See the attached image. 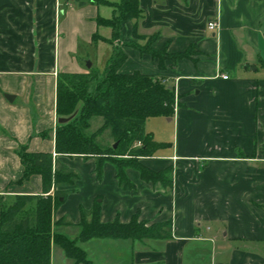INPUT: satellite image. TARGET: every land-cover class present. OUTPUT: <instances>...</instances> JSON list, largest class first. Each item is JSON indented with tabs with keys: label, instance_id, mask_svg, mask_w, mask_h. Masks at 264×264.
I'll return each mask as SVG.
<instances>
[{
	"label": "crops",
	"instance_id": "obj_1",
	"mask_svg": "<svg viewBox=\"0 0 264 264\" xmlns=\"http://www.w3.org/2000/svg\"><path fill=\"white\" fill-rule=\"evenodd\" d=\"M106 1L0 0L1 197L42 194L40 176L23 180L20 152L56 156L59 76L88 74L89 60L102 72L112 58L116 45L94 41L112 39L97 20L117 16L121 0ZM139 7L141 18L123 25L122 44L136 40V27L138 36L156 37L155 51L197 53L161 71L151 57L123 48L122 74L161 78L185 106L171 119L154 118L166 122L170 149L144 162L156 172L172 166L173 189L130 170L135 189L125 192L111 164L99 181L94 160L59 157L80 179L56 215L73 226L54 233L76 228L77 239L81 210L99 204L102 223L128 224L139 214L150 224L171 221L173 238L81 244L93 264H264V0H139Z\"/></svg>",
	"mask_w": 264,
	"mask_h": 264
},
{
	"label": "trees",
	"instance_id": "obj_2",
	"mask_svg": "<svg viewBox=\"0 0 264 264\" xmlns=\"http://www.w3.org/2000/svg\"><path fill=\"white\" fill-rule=\"evenodd\" d=\"M96 5L109 6L106 0H91ZM118 15L111 20L99 18V26L112 30L111 41L99 36L94 41L116 45L114 54L104 71L90 69L88 74H62L58 79L57 116L70 119L60 124L55 132V154L31 153L23 148L20 160L24 167L23 180L38 175L42 178L43 192L40 195H21L14 199L0 196V264H52L53 246L59 247L68 260L74 264H93L87 253L80 247L95 239L100 240H170L173 238L171 221L150 224L135 214L128 224L119 219L110 223L100 220L101 206L95 204L90 211L81 210L80 235L69 240L55 234L54 228L73 226L68 218L56 219L59 207L74 193L78 173L58 159L79 158L96 162V175L103 178L104 166L111 164L117 173L120 188L131 192L135 185L127 176L132 170L147 184H160L166 191H172L174 168L153 171L142 160H148L168 145L158 143L153 135L146 133V123L154 118L171 119L180 103L175 89L165 85L161 78L140 72L125 75L121 69L128 57L117 46L121 44V32L126 22L139 20L142 11L139 0H121L116 5ZM138 39L137 29L133 31ZM156 42L153 38L151 44ZM141 55L155 60L159 70L167 64L192 59L197 53L194 47L184 53L169 54L168 46L161 51L151 47L142 48L135 44H124ZM103 119V125L94 134H88L91 122ZM110 130L114 145L101 148L97 139Z\"/></svg>",
	"mask_w": 264,
	"mask_h": 264
},
{
	"label": "rangeland",
	"instance_id": "obj_3",
	"mask_svg": "<svg viewBox=\"0 0 264 264\" xmlns=\"http://www.w3.org/2000/svg\"><path fill=\"white\" fill-rule=\"evenodd\" d=\"M153 38H155L154 36H138V39H136L135 41L131 42L130 44H135V45H139L142 48H148L151 47L153 49ZM124 44H119L117 47L119 49H123ZM92 60H89L88 63L92 64ZM166 123L164 122V120L162 119H152L150 120L146 125H145V131L146 133H149L151 135H153L155 137V134L157 136H161L162 139L166 140L164 141L165 143H167L166 145H168V143H170L171 141H169V132H167L166 129V125L165 124V128L163 126H161L162 124L160 123ZM103 125V119L101 118H95L92 120L91 122V129L90 131H88V134H94L95 132H97L101 126ZM97 142L99 144V146H101V148H108L109 146H113L114 145V137L112 135V132L110 130L105 131L101 136L98 137ZM168 149H170V147L168 146L167 148H164L160 151L164 152L167 151ZM146 160H142V163H144ZM74 170V169H72ZM75 171V170H74ZM78 232V229L76 228H70L69 230H67V238L70 240H75L76 238V234ZM65 261H67L65 259V255L64 252L59 248V247H55L54 251H53V262L54 264H65Z\"/></svg>",
	"mask_w": 264,
	"mask_h": 264
},
{
	"label": "water",
	"instance_id": "obj_4",
	"mask_svg": "<svg viewBox=\"0 0 264 264\" xmlns=\"http://www.w3.org/2000/svg\"><path fill=\"white\" fill-rule=\"evenodd\" d=\"M87 68L88 69H91L92 68V64L91 63H87ZM7 99H9V100H13V98L12 97H7ZM70 119H60L59 120V123L60 124H65V123H67L68 121H69ZM118 147V144H115L114 145V149H116Z\"/></svg>",
	"mask_w": 264,
	"mask_h": 264
},
{
	"label": "built area",
	"instance_id": "obj_5",
	"mask_svg": "<svg viewBox=\"0 0 264 264\" xmlns=\"http://www.w3.org/2000/svg\"><path fill=\"white\" fill-rule=\"evenodd\" d=\"M208 27L210 30H216L218 28V22L217 21H211L208 24ZM225 80L228 79V77H223Z\"/></svg>",
	"mask_w": 264,
	"mask_h": 264
}]
</instances>
